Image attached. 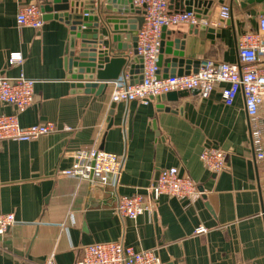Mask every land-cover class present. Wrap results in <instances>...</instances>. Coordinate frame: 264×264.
Instances as JSON below:
<instances>
[{
    "label": "crops",
    "instance_id": "obj_1",
    "mask_svg": "<svg viewBox=\"0 0 264 264\" xmlns=\"http://www.w3.org/2000/svg\"><path fill=\"white\" fill-rule=\"evenodd\" d=\"M36 2L0 0V74L36 80L35 101L20 113L23 126L52 121L57 130L0 142V214L14 213L17 220L0 235V264H42L52 254L53 264H78L87 244L119 241L156 249L164 264H264V162L255 155L242 94L226 104L220 84L208 98L189 90L177 101L143 104L112 101L113 82L100 95L82 92L72 86L66 65L71 25L55 18L39 29L18 24L21 7ZM261 2L214 0L209 18L220 36H201L179 24L167 28L174 32L168 37L185 38L186 59L236 63L237 38L256 27ZM104 4L95 0L101 18L109 13L101 10ZM224 5L231 7L225 20ZM181 6L171 0L169 9ZM105 26L103 48L111 55L129 53L113 41V24ZM13 51L23 53L22 65H8ZM16 111L0 102V114ZM212 146L227 153V166L218 173L200 158ZM94 147L122 157L116 187L63 173L78 150ZM171 166L190 176L199 194H164L137 219L119 215V195H146L160 170ZM201 226L205 232H197Z\"/></svg>",
    "mask_w": 264,
    "mask_h": 264
},
{
    "label": "built area",
    "instance_id": "obj_2",
    "mask_svg": "<svg viewBox=\"0 0 264 264\" xmlns=\"http://www.w3.org/2000/svg\"><path fill=\"white\" fill-rule=\"evenodd\" d=\"M170 1L132 0L134 6L144 10V22L138 30L136 47L137 55L142 59L140 64L143 79L132 84L134 76L130 73V65H127L122 75L113 81L111 100H138L148 104L156 96L171 91L194 89L199 90L202 98H208L217 85L223 84L225 86L222 88V98L226 104L234 103L237 96L242 94L255 155L258 160L264 162V116L261 114L264 108V0L261 2L256 27L245 30L237 38L238 62H218L205 58L200 60L196 73L163 78L158 77L157 73L163 28L179 24H190L195 27L216 25L209 17L199 15L195 10L170 11ZM220 17L223 20L231 17L229 5L222 6ZM17 22L20 26L41 28L44 19L40 4L36 2L22 6L17 14ZM127 55L133 57L135 54L130 50ZM23 62L24 55L21 51L9 54L10 67L22 65ZM35 83V79L23 73L15 77L0 74V102L14 105L17 109L13 113L0 114V142L29 141L57 130L56 124L52 121L29 126L20 123V113L35 101ZM200 158L206 167L215 173L227 166V153L220 147L205 148ZM122 166L123 159L119 154L94 147L78 150L75 161L63 173L91 183L101 181L116 187ZM164 194L192 199L199 194V190L196 182L190 176L182 174L178 167H164L155 182L149 186L146 195L140 193L119 195L116 210L123 218L137 219L150 208L152 200H157ZM16 221L14 213L0 214V235L7 232ZM205 231L204 226L197 229V232ZM42 264H53V254ZM78 264H164V262L156 249H136L119 241L87 244L83 248V256Z\"/></svg>",
    "mask_w": 264,
    "mask_h": 264
},
{
    "label": "water",
    "instance_id": "obj_3",
    "mask_svg": "<svg viewBox=\"0 0 264 264\" xmlns=\"http://www.w3.org/2000/svg\"><path fill=\"white\" fill-rule=\"evenodd\" d=\"M181 10H195L199 15L209 17L212 13L214 0H180ZM262 0H248V2ZM43 19H59L71 25L73 39L70 44L66 65L72 86L82 92L100 95L106 84L117 80L130 65V73L134 76L132 84L143 79L142 59L137 55V34L144 22V10L134 6L132 0H105L101 10L109 12L101 18L95 14V0H40ZM103 15V13H101ZM103 27L99 28L102 24ZM113 24V41L118 42V50L124 52L133 50L134 56L127 54L111 55L109 48H103L104 27ZM163 28L162 42L158 57V77L167 78L174 75L196 73L200 60L184 58L185 38L168 37L174 32ZM201 36H220L221 30L206 25L192 26L191 32ZM126 39L125 42H121ZM135 74L139 76L136 77ZM97 79V80H95ZM189 90L171 91L156 96V100L177 101L179 97L188 94ZM198 92L199 90L194 89ZM115 107L112 103L111 114ZM162 107V106H161ZM165 107V106H163ZM166 110L171 108L165 107Z\"/></svg>",
    "mask_w": 264,
    "mask_h": 264
}]
</instances>
